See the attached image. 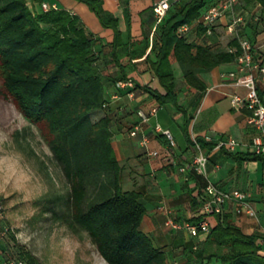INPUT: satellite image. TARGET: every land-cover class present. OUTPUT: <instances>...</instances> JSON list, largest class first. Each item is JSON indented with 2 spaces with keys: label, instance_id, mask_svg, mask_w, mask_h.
<instances>
[{
  "label": "trees",
  "instance_id": "trees-1",
  "mask_svg": "<svg viewBox=\"0 0 264 264\" xmlns=\"http://www.w3.org/2000/svg\"><path fill=\"white\" fill-rule=\"evenodd\" d=\"M76 1L87 5L101 26L114 32L111 56L115 65L119 64L118 54L130 47H134L129 54L132 59L145 55L147 37L133 46L124 45L118 20L103 10L100 0ZM210 2L176 3L156 28L158 47L153 45L145 60L164 93L145 90L160 106L171 104L179 109L170 57L178 63L186 83L204 91L200 75L235 62L241 54L237 38L228 43L227 50L213 49L215 30L206 36L199 24ZM242 2L244 9L259 6L252 17L255 24H246L256 32L259 23L264 22V0ZM196 20L200 44L176 35L180 26ZM251 35L244 39L254 44ZM94 43V34L67 10L41 8L36 12L30 9L28 0H0V81L18 112L31 124L43 127L49 149L70 188L69 223L86 232L106 264H168L162 249L140 231L146 212L140 194L121 187L122 168L112 148L110 119H91V114L106 103L105 79L97 66ZM197 143L203 147L201 140ZM251 159L264 160V156L253 154ZM218 217L220 222L207 234L204 252L212 251L204 259L216 258L224 264H264L255 237L231 225L224 214ZM11 233L3 240L17 247L10 256L25 264H37Z\"/></svg>",
  "mask_w": 264,
  "mask_h": 264
},
{
  "label": "crops",
  "instance_id": "crops-1",
  "mask_svg": "<svg viewBox=\"0 0 264 264\" xmlns=\"http://www.w3.org/2000/svg\"><path fill=\"white\" fill-rule=\"evenodd\" d=\"M100 1L103 10L118 20L124 45L133 46L147 37L149 46L145 55L150 53L153 45L157 49L159 42L157 38L153 40V36L163 20L157 23L153 8L159 0ZM28 3L30 9L36 12L41 11L43 3L67 10L94 34L93 52L99 72L105 79L106 103L104 108L91 114V119H110L112 148L122 168L121 187L123 191L140 194V201L146 210L140 231L162 249L168 264H213V261L204 259V255L212 251L204 252L207 234L191 237L185 230H173L165 224L168 217L179 223L195 222L198 219L199 198L207 183L224 192L240 191L245 194L251 212L243 209L238 202H229L224 206V218L245 235L255 237L260 254L264 256V160L251 159L254 131L246 121L248 112L231 105L233 96L245 97L247 93L246 88L235 85L226 76L227 72L236 68L235 62L222 64L200 75L205 90L198 91L186 83L178 63L170 57L179 109L171 104L160 106L154 95L145 90L164 93L145 55L132 59L129 54L134 47H130L118 54L119 64L115 65L111 56L114 32L103 28L87 5L76 0H28ZM258 11V5L238 10L244 22L235 35L228 34V20L221 18L213 39L226 38L230 42L234 38L244 39L251 32L257 53L264 56V22L259 23L256 32L246 26L248 23L255 24L252 17ZM190 26L188 41L200 44L198 21ZM211 41L213 49H217L219 43ZM120 80H131L135 88H117L116 83ZM153 107L158 108L156 116L135 137H130L129 132L138 123L136 112ZM157 125L171 133L173 146L155 130ZM229 139L236 142L232 151L219 146ZM197 140L203 142L202 148ZM211 143L215 145L209 146ZM150 152H157L158 155L151 156ZM199 153L206 158L201 174L193 169ZM219 219L218 216L207 218L211 228L220 222ZM15 251L17 247L13 242L1 241L0 264H6Z\"/></svg>",
  "mask_w": 264,
  "mask_h": 264
},
{
  "label": "rangeland",
  "instance_id": "rangeland-1",
  "mask_svg": "<svg viewBox=\"0 0 264 264\" xmlns=\"http://www.w3.org/2000/svg\"><path fill=\"white\" fill-rule=\"evenodd\" d=\"M157 37L158 31L153 40ZM213 41L219 43L216 50H227L229 39ZM69 192L43 127L18 112L0 81V202L6 226L37 264H106L86 232L69 223ZM212 261L224 264L216 258Z\"/></svg>",
  "mask_w": 264,
  "mask_h": 264
},
{
  "label": "built area",
  "instance_id": "built-area-1",
  "mask_svg": "<svg viewBox=\"0 0 264 264\" xmlns=\"http://www.w3.org/2000/svg\"><path fill=\"white\" fill-rule=\"evenodd\" d=\"M185 0H159L153 8L157 17V23H160L166 16L170 6ZM242 0H211L209 5L204 9L199 19V24L205 28V35L211 36L216 30V26L221 18H227V32L229 35H235L237 30L242 26L244 19L238 12L241 9ZM42 10L48 11L55 7L45 3L41 5ZM191 31L190 25H182L177 31L178 37H187ZM240 56L235 61L236 68L227 72L226 76L237 86L246 88L245 97L233 96L231 105L234 108L245 109L248 112L246 121L248 126L254 131L252 137L251 149L256 156H264V56L258 54L254 44L247 39H239ZM116 87L121 90H133L134 83L131 80H120L116 83ZM157 107L150 108L148 111L138 110L136 115L138 123L129 132L130 137H135L143 126L156 116ZM155 130L162 133L174 145L171 133L163 130L160 126H156ZM220 147L228 150H234L236 142L232 139L221 142ZM151 156H157V152H150ZM206 158L199 153L194 160L193 169L195 172L203 173V166ZM181 171H184L183 169ZM200 206L198 209V219L195 222L179 223L168 217L165 224L173 230L183 229L191 237H197L200 234H208L211 230L210 223L207 218L210 216H222L224 214V206L229 202H238L242 208L251 212L246 204V196L240 191L224 192L211 183H207L199 198ZM6 220L5 209L0 202V242L4 240L12 229L4 225ZM3 225V226H2ZM6 264H25L15 256H9Z\"/></svg>",
  "mask_w": 264,
  "mask_h": 264
},
{
  "label": "bare ground",
  "instance_id": "bare-ground-1",
  "mask_svg": "<svg viewBox=\"0 0 264 264\" xmlns=\"http://www.w3.org/2000/svg\"><path fill=\"white\" fill-rule=\"evenodd\" d=\"M104 262V261H103Z\"/></svg>",
  "mask_w": 264,
  "mask_h": 264
}]
</instances>
